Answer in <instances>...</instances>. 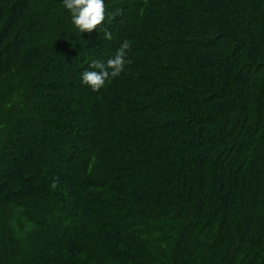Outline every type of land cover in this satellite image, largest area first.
Returning <instances> with one entry per match:
<instances>
[{
	"label": "trees",
	"instance_id": "obj_1",
	"mask_svg": "<svg viewBox=\"0 0 264 264\" xmlns=\"http://www.w3.org/2000/svg\"><path fill=\"white\" fill-rule=\"evenodd\" d=\"M104 4L0 0V264H264V0Z\"/></svg>",
	"mask_w": 264,
	"mask_h": 264
},
{
	"label": "clouds",
	"instance_id": "obj_2",
	"mask_svg": "<svg viewBox=\"0 0 264 264\" xmlns=\"http://www.w3.org/2000/svg\"><path fill=\"white\" fill-rule=\"evenodd\" d=\"M62 5L70 13L71 23L80 33H91L104 22L106 11L104 0H62ZM104 38L110 40L112 37L110 33L105 32ZM129 47V42L124 41L115 55L106 62L93 61L90 68L94 70L84 71L81 74V82L93 91H99L110 76L116 77L124 70ZM56 186L57 183L54 181L51 187Z\"/></svg>",
	"mask_w": 264,
	"mask_h": 264
}]
</instances>
